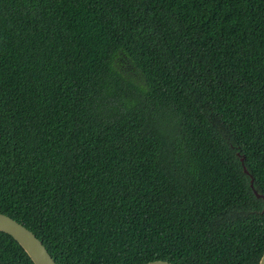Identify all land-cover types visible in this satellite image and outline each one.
<instances>
[{
	"label": "trees",
	"instance_id": "16d2710c",
	"mask_svg": "<svg viewBox=\"0 0 264 264\" xmlns=\"http://www.w3.org/2000/svg\"><path fill=\"white\" fill-rule=\"evenodd\" d=\"M255 190L264 0H0V212L57 264H259Z\"/></svg>",
	"mask_w": 264,
	"mask_h": 264
},
{
	"label": "water",
	"instance_id": "95a60500",
	"mask_svg": "<svg viewBox=\"0 0 264 264\" xmlns=\"http://www.w3.org/2000/svg\"><path fill=\"white\" fill-rule=\"evenodd\" d=\"M245 161V160H244ZM247 173H250L246 169ZM254 184V180L253 183ZM259 197H264L255 190ZM0 231L6 232L13 236L20 245L29 254L35 264H57L53 256L48 251L41 239L36 234L11 216L0 212ZM147 264H174L168 261L158 260ZM259 264H264V253L259 261Z\"/></svg>",
	"mask_w": 264,
	"mask_h": 264
}]
</instances>
